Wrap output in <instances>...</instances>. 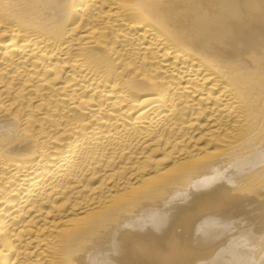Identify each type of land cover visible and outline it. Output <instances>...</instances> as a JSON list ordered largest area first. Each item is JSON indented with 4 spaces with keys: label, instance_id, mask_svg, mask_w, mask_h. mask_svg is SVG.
Wrapping results in <instances>:
<instances>
[{
    "label": "bare ground",
    "instance_id": "6f19581e",
    "mask_svg": "<svg viewBox=\"0 0 264 264\" xmlns=\"http://www.w3.org/2000/svg\"><path fill=\"white\" fill-rule=\"evenodd\" d=\"M0 264H264V0H0Z\"/></svg>",
    "mask_w": 264,
    "mask_h": 264
}]
</instances>
